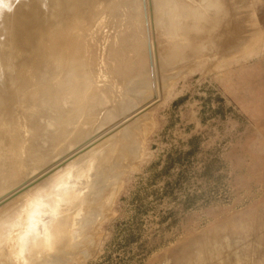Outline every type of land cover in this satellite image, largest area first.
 Listing matches in <instances>:
<instances>
[{
  "label": "rangeland",
  "instance_id": "obj_1",
  "mask_svg": "<svg viewBox=\"0 0 264 264\" xmlns=\"http://www.w3.org/2000/svg\"><path fill=\"white\" fill-rule=\"evenodd\" d=\"M147 1L0 0V264H12L16 247L41 264L42 250L33 252L32 244L47 235L36 233L48 213L44 201L60 193L51 205L71 221L72 239L82 241L64 264H264V0H235L240 14L231 19L248 37L240 47L218 46L220 24L190 58L160 59L161 67L150 70L158 75L154 90L138 84L157 60L152 53L138 61L135 44L154 51L163 37L145 28L152 26ZM83 63L93 65L89 85L103 109L89 121L75 115L82 119L66 126V135L103 129L105 119L122 111L129 115L116 117L114 128L92 144H104L107 179L99 181L103 165L88 155L82 183L72 187L58 180L69 176L71 160L53 154L63 142L57 112L72 105L53 82L64 73L69 95L79 88L71 81L78 71L86 87ZM48 160L54 164L36 167L42 172L36 175L32 164ZM49 184L56 194L30 202L27 220L17 218L10 228L24 200ZM68 192L82 202L70 206Z\"/></svg>",
  "mask_w": 264,
  "mask_h": 264
},
{
  "label": "bare ground",
  "instance_id": "obj_2",
  "mask_svg": "<svg viewBox=\"0 0 264 264\" xmlns=\"http://www.w3.org/2000/svg\"><path fill=\"white\" fill-rule=\"evenodd\" d=\"M81 1L83 2L84 0H81ZM191 1L192 0H148L147 1V5L146 6H147L148 10H145V13L147 12L151 16V18L147 22H148L149 25H152V26H151V29H149L148 27H145V28H147V30H149L148 34H149L150 31H155L156 30L154 32L155 35H156V32H157L159 35L163 34L162 35L163 37L161 36L162 38L161 39H157L156 40L157 42H155L154 40L156 39L155 38L156 36L153 37L154 34L151 36L150 39L154 38V40H152L151 43H154V42L157 43V46H156L157 48L154 51L152 49H151L152 51L143 50L144 47L142 48V45L140 44L142 42L140 41V43H139V40L135 44V45H137V48L139 49V53L137 55L138 61H140L141 63L144 62V60H146L148 58H151V56H153L152 53H154V55H155L154 58H156V60H157L155 62L154 61H150L148 63V65H146V67H145V70H146L145 73H143V74L141 73V75H140V77L138 79V84L143 82L144 86L140 84L142 86V88L144 87V88H147V89L149 88L150 89V88L154 87V89H157V82H158L157 81L158 80L157 76L158 75H156L157 73L154 75L153 71L151 73L150 70L154 69L155 65L160 64V62H162L161 60H163V62H165V63L168 62V64L169 63L171 64V62L173 61V63H174V61L178 57H179L180 61L183 60L184 58H186V59L190 58L191 55H193V53L195 54L198 51H200L201 47L203 48L202 44H204L206 41L208 42V40L211 41L213 39L211 36L214 35V32H215L214 30H216L219 27L220 24H222L221 25L222 28H220V29H222V32L224 33L223 30H225V33H226V31H227V33H229V31H230L231 32L230 36L231 37L233 36L232 38H236L235 39L236 41L233 40L232 38H231L232 40L230 41V39L227 36L228 35L227 33H226L227 34L226 35L225 33L223 34V33H220L221 31L220 32L218 31L217 32V36H216L217 39H218V46L226 43L225 44L226 47L227 46L230 47L231 43L233 42L234 43L233 47L234 46L235 47H238V46L240 47V43H244V42H246L248 40V37L246 38L243 35H241V34H243V32H246V31H244V28L242 27V25H240V23H238V22L236 23V21L231 19L233 14H236V13L240 14V13H238V11H239V6L237 5L238 2L235 3V0H233L234 2H231L230 0H197L198 3L195 1L197 3V5H195V4H193L194 1L193 2H191ZM238 1L242 2V0L241 1L238 0ZM243 1H245V0H243ZM174 6H177V7H174ZM147 22H145V23H147ZM145 28L143 30H145ZM220 29H217V30H220ZM199 30H202L203 32L200 33ZM251 31L253 33L255 32V30H251ZM144 33L142 34L143 36H144ZM247 33H248V36H250L249 32H247ZM224 35H226V36L224 37ZM251 35H252V33H251ZM146 40H148V39H146ZM143 42H145V39H143ZM145 46H148V44L147 45L145 44ZM39 48H41V45H40ZM148 48H150V46ZM156 51H157V53H156ZM233 53H235V52H233ZM82 65H83L82 70H84V72L86 74V87H83L82 86V82L78 81V78H77L78 71H74L72 73L71 81L76 82V84L79 86V88H77L73 92L69 88L70 89V94L69 95L65 94L64 91H63L66 88L64 86V82H66L64 73L61 74L59 72L60 75L58 74L59 76L53 82V84L56 85V87L62 91L64 100L69 102L70 105H72V107H70L68 109L60 108L58 110V112H57V122L60 124L59 137L58 138L60 140H62L63 142L59 146V148H56V145H55V150L53 152L54 156H57L58 159H60V160L63 159V158H69V160H71L69 162L70 165L67 168V170H68L67 173L69 174V176L66 177V176L63 175V177L62 176L59 177L58 180L61 181V180L66 178V181L61 182V183H65V184L69 183L70 184V182H71L72 187L74 185H77V182H78V184H80L79 182H81L80 181L81 178L79 176L81 175L80 173L83 172L82 170L84 168L83 167L84 163L87 161V159H89V158H87L88 155L89 156L91 155L92 158L94 157L93 159H95V160H99V162L103 165V168H104L105 172H104V174L101 175L99 181H101V180L105 181L107 179V177H106V168L104 167V165H106V162H107L106 161V153L104 151V144L103 145H96L94 147V145H95L94 142H97L98 140H100L103 136L108 134V131H110V130H112L114 128V126L117 123L116 122V117L119 116V117L126 118L129 115V112L122 111L119 115L115 114L113 117H111L109 119L108 118L105 119L104 120V124H103V127H104L103 129L102 128L100 129L101 124H99L96 127V129H90L91 126L87 125L89 127L88 129H90L88 131L81 130V131L77 132V131L74 130L75 132H72L68 136L66 135V132L69 131L66 128V126H68V125L73 126V124L76 125L74 123V119H76V118H77L78 122L81 121L82 116H80V119L78 120L79 115H83V114L86 115V119L89 121V119L91 120V118H94L93 116H94V114L96 115V112L98 113L99 110L101 111L103 109L102 106H100L101 102H102V99L100 98L99 95H94L95 91L89 85V83H90L89 75L91 76V72L90 71H92L91 69L93 68V65L91 63L90 64L83 63ZM160 67H161V64H160ZM155 69L157 70V68H155ZM134 84H135V82H134ZM140 90H141V88L139 89V91ZM71 93H73V95H71ZM46 98H47V100L49 102H51L50 101V99H51L50 96H48ZM36 104H37V102H36ZM37 108L38 107H36V109ZM30 110H31V108H30ZM34 111H33V113H34ZM108 114H109V112H107L105 114V117H108ZM39 115H41V117L45 116L42 112H40ZM75 115L78 116V117H75ZM30 118H31V116H30ZM102 118H104L103 115H101L100 119H102ZM32 121H33V119H32ZM120 121H121V118H120ZM78 122H77V125L80 123V122L79 123ZM85 122L84 123L82 122L81 124H83V126H85ZM35 123L37 124L36 134H34L32 132V137H33V134H34L36 136V140L38 142L39 132L37 130H39L41 128L40 124L38 123V116L36 117V122ZM77 127H79V126H77ZM80 129H78V130H80ZM82 129H87V127L86 128L82 127ZM76 130H77V128H76ZM32 137H31V139H32ZM37 142H36L35 146L37 145ZM100 142H102V141H100ZM31 143H32V141H31ZM97 143H99V142H97ZM92 144H94V145L92 146ZM35 146H33V147L35 148ZM69 146H71V147L69 148ZM90 146H92L93 148L91 149ZM99 146H101L102 149ZM98 147L101 150H97ZM100 152H103L104 155L103 154L98 155V158H97L96 155L98 153H100ZM44 157H45V155H44ZM93 159H91V160H93ZM35 160H36V158H35ZM84 160H86V161H84ZM50 161L51 160L43 161L42 162L43 163L42 166H39L42 163H40V164L38 163L39 165L34 163V164H32V166L33 165L35 166V168H33V169H36V167H38L39 169H40V167H42L43 169H46V168H48ZM30 162L33 163L35 161H30ZM26 169H24V170H26ZM37 170L38 169H36V171ZM31 171H32V169H31ZM36 171H34V173ZM42 171H44V170H42ZM85 171L87 172V170H85ZM41 173H40V171H37V173H35V174L39 175ZM23 174H24V172H23ZM33 174L30 175L29 179H31ZM33 177H32V179H33ZM0 179H1V177H0ZM26 180H27V178H26ZM58 180H57V182H60ZM75 182H76V184H74ZM98 182H96V183H98ZM58 185H60V184L58 183ZM85 185H89V184H85V182H84V185H82V186H85ZM90 185H89V187H90ZM79 186H81V185H79ZM58 187H55V188H58ZM70 188H71V185H70ZM80 189H81V187H80ZM10 191H12V190H10ZM60 191H63V190H60ZM60 191L57 190V193L60 192ZM79 191L80 190H78V192H76V194H79V193L81 194V192H83L82 189H81V192H79ZM69 192H68L67 195L63 194L64 195L63 197L68 199V200H66L67 202L68 201H72V202H70L71 204L68 203L71 206V205H73V203L76 202L74 200H76L78 198L75 197L76 196L75 193L74 194L70 193L71 194L70 195ZM54 194H56V193L54 192ZM49 195H50V193H49ZM57 195L58 194H56L55 196H57ZM59 195H61V193ZM59 195H58V197H59ZM72 195H75V196L72 197ZM52 196H48V194H47V198H50ZM55 196L53 198H54V200L55 199L57 200V197H55ZM86 198H87V195H86ZM52 199L50 198V200H52ZM71 199H73V200H71ZM40 200L41 199H39V203L42 202L44 199L42 201H40ZM50 200L48 199L47 201H44L46 203L45 206L49 207V208L47 207L48 208V210H47L48 213H46L47 216L45 217V219H46L44 221L45 223L43 225H40L39 231L38 230L36 231V233H39V234H41V233L46 231L47 235L39 236L38 238L34 239L35 241H33L32 245H34V247H36V248L34 249L35 251L33 250V252H38V250H40V249L42 250L43 257H41V261H40L41 264H60L61 262H63V264H64V262H65V260L67 258L72 256L73 253L74 254L77 253L76 252L77 248L79 247V245L81 244L80 242H82V241H80V240L78 241V240H73L72 239L74 235L71 233V230H69V225H70L71 221L67 220L66 215H65L66 213L64 214V211L62 212L64 215H60V216L56 215V213H58V212L55 211V209L57 210L59 208L56 207L57 205L56 206L53 205V204L51 205V203H54V201L51 202ZM78 200H80V199H78ZM60 201L64 202L65 199H61ZM85 201H87V200H85ZM79 202H82V201L80 200ZM77 203H78V201H77ZM42 204L41 205L39 204V207L42 206ZM57 204L61 205V202L57 201ZM68 204L66 203V205H68ZM75 205H76V203H75ZM64 206H63V209H64ZM59 207L62 208V206H59ZM72 207H70V208H72ZM43 208H45V207H43ZM73 208H76V206L73 207ZM63 209H61V210H63ZM41 210H44V209L41 208ZM44 211H42V213ZM58 211L60 213V210H58ZM39 213H41V212L39 211ZM43 214H45V212ZM42 218H43V216H42ZM35 219H38V218H35ZM2 220H3V218H2ZM42 220H44V219H42ZM37 222L39 223V221H37ZM3 223H4V221H3ZM0 227H1V225H0ZM3 227H4V224H3ZM48 238H54V241H55L53 246H52L51 251H45L44 250V243L43 242L46 239H48ZM46 253H48L47 256H46ZM70 259H72V258H69V260ZM65 264H67V263H65Z\"/></svg>",
  "mask_w": 264,
  "mask_h": 264
},
{
  "label": "clouds",
  "instance_id": "obj_3",
  "mask_svg": "<svg viewBox=\"0 0 264 264\" xmlns=\"http://www.w3.org/2000/svg\"><path fill=\"white\" fill-rule=\"evenodd\" d=\"M55 189L51 186V184L42 187L37 190V192L33 193L30 197H28L21 204L20 208L17 210L15 218L11 221H8V226L11 228V225L15 223L16 219L19 218L21 220H27V212L25 211L28 208V205L32 201H36L38 198L44 199L46 194L54 193ZM12 235L18 240L19 236L16 232L13 231ZM54 238H48L44 241V250L51 251L52 246L54 244ZM12 264H31V262L26 258L24 251H21L19 247L14 249L13 261Z\"/></svg>",
  "mask_w": 264,
  "mask_h": 264
}]
</instances>
